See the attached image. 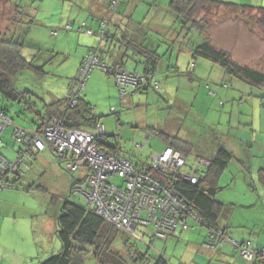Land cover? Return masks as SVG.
I'll return each mask as SVG.
<instances>
[{
	"label": "crops",
	"instance_id": "1",
	"mask_svg": "<svg viewBox=\"0 0 264 264\" xmlns=\"http://www.w3.org/2000/svg\"><path fill=\"white\" fill-rule=\"evenodd\" d=\"M22 1L0 0V28L8 38L20 40V43L23 44L22 55L27 61L34 64L40 55L36 54V50H39L49 53L45 63L52 60L51 64L59 66L58 71L64 80L62 93L59 95L53 90L45 92L44 96L46 95V97L42 99L44 105L67 97L70 83L90 48L97 49L98 56L104 63L119 64L128 70L142 71L145 54L132 47L131 44H126V42H132L145 49V52H154L160 56L156 75L159 87L149 86L144 90L132 93L125 103L138 104L140 109H147L152 104L165 109L164 106L167 105L166 116H169L175 109L177 110V107L178 109L182 107L177 104L178 99L188 106L189 100L186 101L179 97V86L182 80H185L183 75H179L180 73L190 72L192 74H189L190 76H195L198 79V95L202 92L205 96L208 93V88L215 86L213 81L216 80L212 77L214 72H218L223 78L228 76L222 67V71H219L214 65L207 63L204 58L193 59V48L209 39L215 47L230 51L238 62L248 64L253 54L257 53V47L259 50L258 45L262 42L258 36L259 30L251 29L249 24L242 19L216 22L205 33L193 26H188L186 29L182 20L168 6L169 0H122L114 14L109 7L110 0H25L24 3ZM235 1L243 3L247 0ZM251 1L250 4L255 3V0ZM260 2L261 5H264V0ZM108 19L113 20L109 26L111 36L100 41L97 33L100 31L101 22ZM55 29L58 30L57 34H54ZM88 30H92L93 33H87ZM237 30L242 31L243 34L238 42L232 45L230 41L235 39L231 36ZM120 39H122V43L119 42ZM27 44L30 45L28 49L32 50L29 54H26V50H24ZM39 45L42 46V49ZM247 47L250 49L249 52ZM183 53L184 71L180 64ZM236 55L241 56L246 62L238 60ZM207 69L209 72L206 74ZM94 72L95 70L92 71L83 94L88 102L90 101L87 97L89 94L87 87L89 89L91 83L98 82L96 80L98 73ZM107 82L110 88L109 95L118 102L121 98L118 97L114 78L108 75ZM14 85L16 86L15 83ZM25 88L29 90L26 97H31V101L37 102L40 93L35 94L29 87ZM20 89L22 90L23 87ZM213 89L215 88L213 87ZM146 94L147 97H144ZM7 103L2 104L6 105ZM34 105H36L37 111L38 106ZM36 111L29 110L28 112L35 113ZM116 111L115 105L111 107L112 113H117ZM165 118L166 120L156 122L142 120L136 124V128L143 127V125L152 127L155 134L150 135L149 142L155 135L162 139L166 146L161 151L170 145L168 140H178L174 138V135H178L175 133L182 132L175 120ZM41 119L40 114L39 123L43 122ZM167 124L174 130H165L164 126ZM16 126L24 128L19 124H14L13 121V125L6 127L1 135L0 151L10 160H15L20 151L25 148V145L17 142L13 137ZM145 131L146 129L131 132L136 138L142 136L145 139ZM152 131L150 130V132ZM104 140L106 141V139ZM111 143L120 145V142L114 140H111ZM178 143L181 145L179 149L186 153L190 151L187 144ZM220 145L225 146V144ZM194 147L198 149L196 157L211 159L213 154L205 153L207 151L205 144L198 142V147L197 145ZM246 147H251V142L245 139L236 142V145L232 147H227L233 152L234 157H239V171L244 172L239 173L241 179L228 184L235 194H231L228 199L219 198V200L217 196L223 189L220 186V180L225 171L220 175L218 184L222 189L217 193L216 198L226 204L222 208L217 223L230 238L242 243L250 242L251 248L262 249L264 248V174L262 176L264 159H260V162L252 160L251 164H248L247 160L250 157H245V155L251 154ZM137 150L132 147L129 151L142 157ZM122 153L127 157H132L124 149L120 154L122 155ZM131 159L134 164L144 162L141 158ZM25 161L26 166H23L21 174L12 173L9 175V178L16 182V187L0 190V264H36L61 250L56 228L62 202H55L56 214L53 215L48 197H41L35 193L47 183V179H45V183L38 182L37 172L44 170V172L49 171V174L57 173L61 171L62 165L54 158L49 148L34 153L33 156L27 154ZM74 179L75 176L69 179V182H73ZM42 200L45 202L44 207H40ZM187 222L192 227L188 229L178 227L165 239V244L153 238L152 245L157 246V250H155L157 254L166 253L167 255L172 246L173 255L169 259L171 263L167 260L168 264H255V261L264 264V258L259 261L256 258L253 261L243 258L230 242L216 246L207 245L210 238L209 228L200 221L189 219V217ZM141 236L143 237V235ZM180 244H183L184 247H179ZM123 253H126V249L123 250Z\"/></svg>",
	"mask_w": 264,
	"mask_h": 264
},
{
	"label": "trees",
	"instance_id": "2",
	"mask_svg": "<svg viewBox=\"0 0 264 264\" xmlns=\"http://www.w3.org/2000/svg\"><path fill=\"white\" fill-rule=\"evenodd\" d=\"M112 1L113 0H110L109 7L114 14L117 12L118 6L122 0H117L115 8L112 7ZM168 6L182 20L186 29H188V26H193L200 29L202 33H205L215 21L224 22L231 19H242L249 24L251 29L261 30V38L264 41L263 5L250 3L242 4L225 0H169ZM111 22L113 23V20L111 19L103 20L101 22L100 31L97 33L100 41H104L111 36V32L109 30ZM104 23L107 26V34L104 38H101L100 35L102 33ZM86 32L89 34L93 33L92 30H88ZM57 33L58 30L55 29L54 34ZM119 42L122 43V39H120ZM126 44H131L132 47L137 48L139 51L145 54L143 61L144 69L142 71H132L122 66L128 71L138 73L147 77L146 81L138 85L136 90L131 89L128 95L122 94L115 73H111L105 71L102 68L95 67L90 71V74L82 87V90L78 96L77 104L74 107H69V94L71 92L73 84L78 79L81 69L84 66L85 57L87 55L86 54L77 70L76 75L73 77L70 83L67 97L54 101L53 103H47L43 105V111L41 109H38L36 111V105L34 104H37V102L35 100L31 101V97H26V94L29 90L26 88H23L21 90L14 85V78L19 72L21 73L24 69L35 67L22 55L23 44L20 42H16L11 38H8L5 32L0 28V113H3L7 117H9L13 122V117L10 116L9 109L14 104L15 105L13 107L16 109L17 115H26L29 110L36 111L37 114L39 112V115L41 114V120H43V122L39 123L35 121L38 125L37 128L32 131L22 128L24 130H27L28 132H38L44 130V128L51 123L53 118H59L64 120L66 122V125L70 127H79L92 133L95 132L90 130V128H95V134H98V125L102 124L104 126L103 123H100L101 116L97 115L94 112L93 105L83 97L87 82L94 69H100L102 72L114 78L120 98L124 103L128 100V97H130L132 93L144 90L145 87L149 86L156 88L155 83H159V81L156 79V75L160 56L154 52H145V49H142L132 42H126ZM90 50L95 52L96 56H98L96 48H90L89 51ZM192 57L193 59L204 58L214 64L219 65L225 70L228 76L233 79L235 78L236 80L243 82L251 87L256 86L264 88V69H257L248 64H242L238 62L232 56L230 51L215 47L209 39L203 41L201 44L192 49ZM98 58L100 59L99 56ZM100 61L104 63L101 59ZM104 64L109 67L118 65H109L107 63ZM226 87H228V85H226ZM4 102L8 103L6 105H3L2 103ZM15 132L16 131L14 130V134ZM145 133H147V131H145ZM109 136L111 137V135ZM109 136L106 134V130L104 129V133L99 136V139L97 140L98 145L100 147H105L106 152L116 155L120 154L121 151H123V147H121V144H112L111 142L104 140ZM174 138L178 140H168L170 146L180 151L184 155L186 161L187 153L179 149V146L181 145L178 142H184L188 145V148L190 144L182 141L177 137ZM24 149L21 150L20 153L24 151ZM51 151L57 161L61 163V161L56 157L55 152L53 150ZM38 152L40 151H35L34 153ZM34 153L32 154V156L34 155ZM0 154L6 160L14 161L8 159L1 151ZM129 154L133 156V153ZM122 156L127 157V155L124 153H122ZM26 157L27 154L25 155V159ZM127 158L132 160V157L130 156H128ZM233 158V152L230 151L226 146L220 145L215 153L211 156V159L209 160L211 163L209 166L202 168H200L201 166H198L197 172L195 173L199 177L198 182L186 181L174 174L165 175L163 173L158 174V172H156V178H158L180 200H182L188 206L189 210L197 213L202 221L206 223L204 225H206L207 227L213 226L215 228L223 229L219 227L217 222L220 214L222 213V208L226 203L221 202L216 198L217 193L222 189V187H220L218 184V180L220 178V175L228 168V165ZM25 159L23 164H20L14 170H9L8 172H6V175H4L2 179L0 178V181L3 180L6 183L10 184L6 187L0 186V190L16 187V182L11 180L9 178V175H11L12 173L22 172L23 166H26ZM145 163V161L139 164L136 163V166H141ZM63 164L65 163L62 161V165ZM190 170L191 168L189 167L188 171ZM263 174L264 173H262V176ZM79 178L81 177L75 178L73 182ZM189 219L193 218L189 217ZM142 226H152L153 235H151V239L148 241L151 242L155 235V224L151 223ZM190 227H192V225L188 223L186 229ZM56 235L61 243V250L58 253L50 255L45 260L40 261L36 264H84V260H86V257L89 255H92L96 259V264H168V261L163 256V254H157L154 250L151 249L153 248V245H147L146 249H140V247L138 246L139 241L137 242V239L119 230L111 222L96 213L94 209L87 207L85 204L70 202L68 200H65L62 203L60 213L57 217ZM117 238L121 239L124 250L126 249V253L112 249V244ZM132 238L134 239L132 240ZM228 238L235 240L233 238H230L229 236ZM224 242H230L236 248L233 241L230 240H221L213 246L222 244ZM250 245L249 247L251 248ZM236 249L240 252V255L245 258L241 254V251L238 248ZM255 258L257 259V261L261 259L259 254H255L253 258L249 260L253 261ZM255 264L261 263H256L255 261Z\"/></svg>",
	"mask_w": 264,
	"mask_h": 264
},
{
	"label": "rangeland",
	"instance_id": "3",
	"mask_svg": "<svg viewBox=\"0 0 264 264\" xmlns=\"http://www.w3.org/2000/svg\"><path fill=\"white\" fill-rule=\"evenodd\" d=\"M225 1L242 3L235 0ZM260 1L263 0H255V3L253 4L261 5ZM22 2L24 3L25 0H23ZM249 3H252V1L247 0L242 4ZM216 22L217 21L213 22L212 25H214ZM242 34L243 32L240 30L234 32L235 36L232 34L231 37L237 41L231 40L230 43L232 45H235ZM258 34L262 42L258 45L259 50L257 47V53L253 54L252 59L248 62V65L263 70L264 41L261 38L262 31L259 30ZM13 40L16 42H20L18 38ZM29 46L30 45L27 44L24 49L26 50V54H29L32 51L31 49H28ZM39 47L40 49H42V46L39 45ZM247 51L249 52L250 49L248 48ZM175 53L177 55V51ZM36 54L40 55L37 57V61L34 62L35 65L33 64L35 68H27L22 70L21 73L19 72L14 78V83L18 88L29 87V89L32 90L35 94L40 93V97H37V108L43 111L44 101L42 99H45L46 97V95L44 96V93L49 90H53L55 91V93H58L60 95L62 93V82L64 80H62V74L58 71L59 66L51 64L52 60H49L45 63L46 59L49 57L48 52H41L39 50H36ZM181 55L183 56V59L180 60V64L182 65L184 71V53ZM236 58L241 62H246L239 55H236ZM205 61H207V63H209L210 65H214L217 70L222 71V68L219 65L213 64L208 60ZM69 70H71V68H69ZM94 70L96 73H98V76L96 78L98 82L91 83L89 85V89L87 87V92L89 91L87 97L93 105L95 113L101 116L100 123H104L106 134L116 135L114 137H106L105 139L109 142H111V140L120 142L121 146H123V149L128 153H133L129 151L132 149V147L138 149L139 151L137 150V152L141 154L142 157L134 153L132 154V158L134 160L141 158L145 162L149 163L152 159V155L149 154L155 152L158 153V151H161L166 146L162 139H160L156 135L155 137L151 138L146 149L136 146V142L144 143L145 139H143L142 136L136 138L131 131H144V129H146V131H149H147L148 134L151 135L154 133L152 131L153 129H151L152 127L149 128L145 125H143V127L136 128L137 122L142 120L148 122L154 120L156 122L166 120L165 117H167V119L175 120L182 130L180 134L175 133L178 135L174 136L192 145L189 146L190 151L187 153L186 165L182 168V171H188L189 167L195 164L198 149H196L194 146L197 145L198 147V142L206 145V154L212 155L219 148V144H225V146L227 147H232L236 145V142H240V140L245 139L251 142V147H246L249 154H251L245 155V157H250V159L247 160V163L251 164L252 160L260 162V159H264V88L256 86L251 87L243 82L236 80L235 78L233 79L230 76H226V78H223L218 72H214L212 77L214 80H216L213 81L215 83V86H213L215 89L210 86L208 88V93L206 96L202 92H200V94L198 95V79L195 76H190L191 73L189 75L188 72H182L179 75H183V78L185 80H182V83L179 86L180 88H175H179L180 98H183L186 101L189 100L188 106L184 105L181 99H178L177 104L181 105L182 107H180V109H178L177 107V110L175 109L172 114L166 116L168 113L167 105L164 106L165 109L157 107L155 104H152L147 109H140V106L138 104L134 105V103H132L131 105H129L127 103H124L122 99L116 102V100L109 95L110 88L107 82L108 75L104 72H101L100 69ZM208 72L209 69L205 71L206 74ZM226 85H228V87H226ZM111 88L113 87L111 86ZM117 93L118 97L120 98L119 92ZM144 97H147V94L144 95ZM114 105L116 106L117 113L111 112V107H113ZM13 106L9 109V114L13 117L14 124H19L24 128H37L38 124L36 122H39V116L36 112H27L26 115H17L16 109ZM117 114L119 115V117ZM164 129L167 131L174 130L173 127L168 126V124L164 126ZM90 130L96 133V129L90 128ZM150 130L152 132H150ZM239 164L240 161L239 157L237 156H235L229 163L228 168L225 170V174L220 180V186H222L223 189L218 194V199H228L230 198L231 194H235L234 192H232L233 189L231 190V188H229L228 184L230 182H234L237 179H241L239 177V173L244 171H239ZM202 167L204 166H201L200 168ZM60 169V172H51L50 174L49 171L44 172V170H40L39 172H37L38 182L45 183L44 181L45 179H47V183L41 186L39 190H36L35 194L41 195V197L45 198L48 197L47 199H49L50 202V210L53 215L56 214V201H60V203H63L65 200H68L70 202L85 204L83 198L80 199L70 194V187L72 182L70 183L69 179H72V177L74 176L75 178L81 177L82 171L79 170L72 173L67 169L65 164H63ZM111 180L116 181L117 183L122 182V179L119 177L112 178ZM44 206V200L40 201V207ZM144 215H146V213H144ZM135 232L139 237L143 235L144 241L137 240V242L139 241L138 246L140 247V249H146L147 242L151 239V235H153L152 226L140 225L136 228ZM133 239L134 238H132V240ZM156 239L162 244L166 243L164 242L165 240L159 238ZM152 247V250H157V246L153 245ZM179 247L184 246L183 244H180ZM112 249L123 252L124 246L121 242V239L117 238L114 241V243L112 244ZM158 253L161 252L158 251ZM163 255L167 258V260H169L173 255L172 246L168 254L166 255V253H163ZM169 263H171L170 260ZM84 264H96V259L92 255H89L86 257V260H84Z\"/></svg>",
	"mask_w": 264,
	"mask_h": 264
},
{
	"label": "built area",
	"instance_id": "4",
	"mask_svg": "<svg viewBox=\"0 0 264 264\" xmlns=\"http://www.w3.org/2000/svg\"><path fill=\"white\" fill-rule=\"evenodd\" d=\"M113 6L117 0L112 1ZM107 34V26L103 24L101 38ZM99 67L105 71L115 73L122 94H127L131 89H137L138 85L146 81V76L124 69L121 65L109 67L102 63L95 52L90 50L85 63L73 84L69 94L68 106L74 107L78 102V96L82 90L90 71ZM159 87V83H155ZM12 125L9 117L0 113V140L4 129ZM14 139L25 145L24 151L14 161L6 160L0 154V178L6 172L16 169L24 163L25 155H32L35 151L45 148L53 150L56 157L65 163L70 172L82 170L81 178L75 180L70 187L72 196L83 198L85 205L94 209L96 213L103 216L119 230L141 240V236L135 232L136 227L145 224H155L154 238L166 239L170 233L181 226L186 229L187 219H193L206 224L197 213L188 209V206L180 200L156 175L174 174L177 177L191 182H198L199 177L195 174L198 166L208 165L205 159H198L197 163L190 166V171H182L186 165L184 155L167 146L162 152L151 153L152 159L149 163L141 166L134 165L131 160L121 155L106 152L97 143L99 136L104 133V126L98 125V134L88 132L79 127H70L59 118H53L44 130L28 132L15 127ZM149 138L145 137L144 143H135L141 148H146ZM119 177L121 183L111 180ZM5 181H0L1 187L9 186ZM146 213V215H144ZM209 227V241L207 245L213 246L221 240L233 241L241 254L252 259L255 254L264 257V249L250 248V242L239 243L229 239L223 229ZM153 240L147 242L152 246Z\"/></svg>",
	"mask_w": 264,
	"mask_h": 264
},
{
	"label": "clouds",
	"instance_id": "5",
	"mask_svg": "<svg viewBox=\"0 0 264 264\" xmlns=\"http://www.w3.org/2000/svg\"><path fill=\"white\" fill-rule=\"evenodd\" d=\"M12 124H13V122H12ZM10 126V125H9ZM17 127V126H16ZM104 129H105V126H104ZM112 136V135H111ZM148 137V138H150V134H148V133H146L145 134V137ZM145 142V141H144ZM149 142V141H148ZM136 143H138V142H136ZM141 144V143H140ZM137 146V145H136ZM170 146V145H169ZM103 147V146H102ZM172 147V146H171ZM173 148V147H172ZM103 149H105V151H106V148L105 147H103ZM144 149H146V148H144ZM162 152V151H161ZM117 155H121V154H117ZM150 155V154H149ZM122 156V155H121ZM18 158V157H17ZM125 158H127V157H125ZM200 158H202V159H205V158H203V157H197L196 158V161H195V164L197 163V161H198V159H200ZM129 159V158H128ZM130 160V159H129ZM206 161H208L209 162V164L208 165H202V164H200L199 166H209L210 165V161L209 160H207V159H205ZM59 162V161H58ZM131 162L134 164V162L131 160ZM60 163V162H59ZM60 165H62V163H60ZM134 165H136V164H134ZM72 185V184H71ZM137 228V227H136ZM135 231H136V229H135ZM142 237V236H141ZM143 238V237H142ZM136 239V238H135ZM167 239V238H166ZM138 240V239H137ZM142 241H144V239H141ZM165 240V239H164Z\"/></svg>",
	"mask_w": 264,
	"mask_h": 264
},
{
	"label": "water",
	"instance_id": "6",
	"mask_svg": "<svg viewBox=\"0 0 264 264\" xmlns=\"http://www.w3.org/2000/svg\"><path fill=\"white\" fill-rule=\"evenodd\" d=\"M112 136H116L115 134H112Z\"/></svg>",
	"mask_w": 264,
	"mask_h": 264
}]
</instances>
